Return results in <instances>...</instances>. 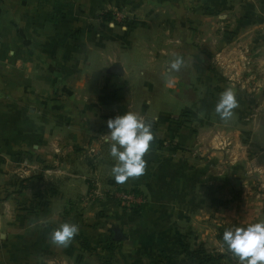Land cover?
<instances>
[{"label": "crops", "instance_id": "0c3cea01", "mask_svg": "<svg viewBox=\"0 0 264 264\" xmlns=\"http://www.w3.org/2000/svg\"><path fill=\"white\" fill-rule=\"evenodd\" d=\"M114 7L135 26L102 24L97 13ZM162 26L174 30L175 54L193 53L190 70L182 63L172 74L169 61L148 57L167 50ZM133 46L156 65L143 81L150 90L167 76L166 89L176 82V95L191 94L182 98L188 125L166 105L147 115L149 98L138 112L124 59ZM112 62L121 71L105 76ZM227 87L238 106L222 121L215 105ZM125 111L152 117L167 142L122 183L143 193L140 209L112 207L118 264L178 262L198 246L225 251L221 230L264 219V0H0V264H67V247L50 233L61 222L89 225L81 208L89 180L116 183L107 120ZM33 193L46 200L41 208ZM96 214L100 226L107 217Z\"/></svg>", "mask_w": 264, "mask_h": 264}, {"label": "rangeland", "instance_id": "374dc122", "mask_svg": "<svg viewBox=\"0 0 264 264\" xmlns=\"http://www.w3.org/2000/svg\"><path fill=\"white\" fill-rule=\"evenodd\" d=\"M97 12H99V10ZM100 12L101 13H97V17L99 18V20H101L100 22L106 26L107 24H110V26H115L117 28L124 27V29L125 27L133 28L135 26L134 21H131L129 13L125 8L114 7V8H109L107 10H101ZM168 14L169 16H172L170 12H168ZM188 23H190L191 25V20L188 21ZM189 26L187 27V32L188 35H191L192 28ZM160 35L162 36L161 42H166V44L162 45V47H166L167 50L163 53H160L159 51L156 52L151 51L147 55L148 57L150 56L153 57L154 59L157 58L168 62L175 54V50L173 49L175 45L174 30L169 28L165 29V27L163 28L162 26L160 27ZM132 36L133 34L129 37V39L131 40V44L134 45V43L132 42ZM184 36L186 35L184 34ZM147 42H148L147 46H150L151 41L148 40ZM143 46L144 45L142 43V48ZM138 50L139 49H136V47L133 46L132 50L130 49L124 51V55H125L124 59L127 63L125 67L130 73L129 76L131 77V79L135 81L133 91L136 94L133 95L135 96V100H136V109L138 110L139 113L140 112L143 113L144 111L143 101L149 98L152 104L151 106H149V111L147 115H150L152 112H157V111L159 112L160 110L159 107L166 105V108L174 112V115H176V117H172V119L174 118L178 119L179 125L182 126L188 125L190 121V116H189L190 111L187 107L190 104V102L189 104L186 105L184 101L190 100L191 94H185L184 97L180 96L179 93H177L176 95L175 88L176 87L180 88L181 86L180 83H176V82L172 83L173 85H171L168 89H166L165 83L166 81L169 80L167 76H162L161 81L156 79V82H154L150 90L147 87V85L143 83V81H146V79L149 80V74L151 72L150 68L153 67L156 68V65L154 64V62H151L150 65L146 66L147 56L143 52H140ZM130 51H132V54H130ZM176 51H177L176 54H179L182 57L183 63L187 67V69L185 67V70H190L189 67L190 62L188 60H191L193 53L188 49H185V51H180L177 49ZM159 54L162 55L160 58H159ZM160 66L159 67L162 68V70H164V68L167 65L163 64ZM111 70L116 71L117 74L120 73L121 69L118 62L111 63L110 67L105 71L106 72L105 76H108V74L110 75ZM162 73L164 75L169 74L168 71H162ZM172 74H175V71ZM188 79H190V77H188ZM168 82L171 84L170 80ZM182 98L184 99V101ZM165 102L166 104H164ZM151 118L152 117H148V119L145 120L154 125L155 134H156L155 120H152ZM163 142H167V141L164 140ZM175 147L178 148V145L175 144ZM23 181L24 183H27L25 179ZM88 182L90 185L89 186L90 190L87 193H85V195L81 196V204H82L81 208L83 212L89 213L87 215L88 217H86L84 221L82 220L83 222H87L85 224H89V225H85V228H80V226L78 225L79 232L75 235L72 242L67 246L66 262L67 264H118L117 261L118 258L116 253H117V244H120L119 243L120 240L117 241L112 236L113 233L111 232V230L115 228L117 224L113 222L110 223V220L112 219L110 217V212L113 210L112 207L115 206H117V208L124 211H129V210L137 211L140 209L141 203L144 202L143 201L144 195L139 190V188L130 187V186L127 187L120 183H112L106 185V183H102V181L96 179H93V181L89 180ZM234 190L239 191L240 189L239 187H236ZM41 195L42 194L40 193L39 194L33 193L32 195V197L36 199L38 206V207L35 206V209L41 208L43 204L46 202V200L42 199ZM75 199H77L78 201L80 200L79 197H75ZM233 201H237V200L235 199ZM42 202L43 204H41ZM98 208H100L99 209L100 212H97L96 214V210H98ZM101 212L103 214L102 217L104 218L107 217V218H105L104 219L105 222H102L99 226L98 224H96L97 222L93 221L94 220L93 218L95 214L99 216ZM95 224L98 225V227L94 226ZM135 231L136 229H134L133 227L130 230L127 228L126 233L132 234ZM221 231L222 232L220 233L222 234L223 230ZM51 245H52L51 243L47 244L48 247ZM51 247L53 248V246ZM198 249H201L203 253L201 260L210 257L213 258L212 260L209 261L211 262V264H238L239 262L236 257H234L228 252L227 249L222 253H220L214 251L213 249L207 250V248H205L204 246H198L192 251L186 252L185 258L183 260L178 259L179 260L178 262H176L174 256V259L154 260L151 262V264H197L198 257L195 255L196 254L195 250ZM219 254H224V255L218 257ZM81 256L83 257L82 259H80ZM38 259L41 261L42 258L41 259L38 258ZM50 261L47 262V264H65L63 258L57 259L58 262H55V260L54 261L50 260ZM9 262H11V260H9ZM41 262H42L41 264L43 263L46 264V261L45 262L41 261ZM205 264H208V261Z\"/></svg>", "mask_w": 264, "mask_h": 264}, {"label": "clouds", "instance_id": "9594fccd", "mask_svg": "<svg viewBox=\"0 0 264 264\" xmlns=\"http://www.w3.org/2000/svg\"><path fill=\"white\" fill-rule=\"evenodd\" d=\"M11 54V53H10ZM183 59L174 54L168 62V71H179ZM238 106L235 91L225 88L215 105V112L222 121L233 116ZM109 153L114 160L111 174L116 183L138 177L145 171V154L154 139L152 125L132 111H125L107 120ZM79 232L76 223L61 222L50 233V242L58 247H67ZM222 240L228 252L237 258L239 264H264V219L246 226L230 227L224 230Z\"/></svg>", "mask_w": 264, "mask_h": 264}, {"label": "trees", "instance_id": "16d2710c", "mask_svg": "<svg viewBox=\"0 0 264 264\" xmlns=\"http://www.w3.org/2000/svg\"><path fill=\"white\" fill-rule=\"evenodd\" d=\"M152 125V131H153V134H154V139H153V141H151L150 142V147H154V146H156V145H161V144H163V140L162 139H160V138H158L157 136H156V134H155V128H154V125L153 124H151ZM195 252H196V256L198 257L197 259V264H205L207 261L209 262L210 260H212L213 258H207V259H202L201 260V257L203 256L202 254V250L201 249H198V250H195ZM194 255V256H195ZM224 254H219L218 255V257H221V256H223Z\"/></svg>", "mask_w": 264, "mask_h": 264}, {"label": "water", "instance_id": "95a60500", "mask_svg": "<svg viewBox=\"0 0 264 264\" xmlns=\"http://www.w3.org/2000/svg\"><path fill=\"white\" fill-rule=\"evenodd\" d=\"M111 74H117L116 71L114 70H111ZM121 234H120V231L119 230H115L114 231V234H113V238L116 239V240H120L121 239Z\"/></svg>", "mask_w": 264, "mask_h": 264}, {"label": "built area", "instance_id": "2783aa9c", "mask_svg": "<svg viewBox=\"0 0 264 264\" xmlns=\"http://www.w3.org/2000/svg\"><path fill=\"white\" fill-rule=\"evenodd\" d=\"M23 162H26L25 160H23ZM138 201H139V199H138Z\"/></svg>", "mask_w": 264, "mask_h": 264}]
</instances>
